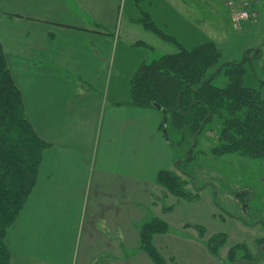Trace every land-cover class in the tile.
<instances>
[{
  "label": "crops",
  "instance_id": "0c3cea01",
  "mask_svg": "<svg viewBox=\"0 0 264 264\" xmlns=\"http://www.w3.org/2000/svg\"><path fill=\"white\" fill-rule=\"evenodd\" d=\"M125 4L0 0L8 67L28 121L49 144L35 186L8 230L9 264H155L140 249L139 227L152 216L170 225L153 237L168 264H223L207 246L219 233L227 237L225 251L255 239V226L221 210L205 186L190 201L157 182L177 155L160 129V111L129 103L130 77L147 58L128 64L117 57L118 49L126 55L137 48L147 56L158 48L178 51L143 26L142 12L176 38L172 31L182 28L194 44L206 42L199 36L206 31L207 0H135L127 11ZM116 59L117 76H128L129 84L119 89L118 80L111 93ZM165 205L171 209L164 211ZM197 226L205 228L203 237Z\"/></svg>",
  "mask_w": 264,
  "mask_h": 264
},
{
  "label": "trees",
  "instance_id": "16d2710c",
  "mask_svg": "<svg viewBox=\"0 0 264 264\" xmlns=\"http://www.w3.org/2000/svg\"><path fill=\"white\" fill-rule=\"evenodd\" d=\"M140 22L163 40L176 44V53H167L151 61L143 60L130 77V104L152 107L160 111L163 130L167 121L176 128L189 129L196 141L207 123L215 117L221 121L218 143L211 153L221 156L239 153L251 158L264 157V80L260 86H246L247 65L255 70V60L262 49L250 48L240 60L219 64L222 56L216 42L208 40L187 48L178 39L158 26L150 14L142 12ZM212 68L215 70L210 71ZM264 70V65H263ZM210 71V72H209ZM223 73L227 83L216 85L214 78ZM48 143L41 139L26 117L21 91L8 67L0 43V264H9L7 243L9 228L15 222L30 196L38 176L43 152ZM193 159L191 150L183 161ZM181 160L177 169H162L157 182L165 192L177 198L194 201L203 186L187 189L194 177ZM171 209L165 205L164 211ZM200 236L205 228L196 227ZM170 230L161 217L152 216L139 227L140 249L155 264H168L153 242V237ZM227 241L224 233L207 240L209 251L216 255ZM264 243V238L260 239ZM244 250L241 258L252 260L245 243L231 247L228 259L234 263L237 251Z\"/></svg>",
  "mask_w": 264,
  "mask_h": 264
},
{
  "label": "rangeland",
  "instance_id": "374dc122",
  "mask_svg": "<svg viewBox=\"0 0 264 264\" xmlns=\"http://www.w3.org/2000/svg\"><path fill=\"white\" fill-rule=\"evenodd\" d=\"M135 0H126L127 8L134 4ZM207 26L206 31L202 30L200 34V42L212 40L216 42L221 49L222 56L220 65L228 61L240 60L243 53L250 48L261 47L262 55L255 60V70L252 66L247 65V74L245 75L244 84L246 86L259 87V79L264 80V0H257L259 17L256 24H250L243 21L240 28L234 27L231 22L230 14L225 5V0H218L215 4L213 1L207 0ZM215 8H212V7ZM177 38L187 48H192L194 39L190 34L181 29H175ZM142 49V47H140ZM158 53L153 51L150 56L144 54L140 49L123 51L118 49L117 57L125 56L126 63H130L131 59L136 57L146 56V61H151L158 58L164 52ZM155 52V53H154ZM144 55V56H143ZM115 60V59H114ZM129 67V66H128ZM128 67L126 75L128 74ZM113 86L114 82L120 80L117 76L118 70L117 59L111 64ZM212 68L210 71L215 70ZM209 71V72H210ZM124 77L121 78V86L119 89H124L128 86L129 80ZM128 80V82H127ZM216 85L223 86L227 83V78L223 73L214 78ZM115 90V89H114ZM125 99V97H123ZM221 128V121L215 117L211 122L207 123L201 134L198 135L196 141H193V136L189 129L176 128L170 121H167L162 132L168 138L173 146V151L177 155L176 160H181V165L186 167L187 171L194 177L187 185V189H195V186H205L207 191L215 196V202L223 211H231L235 215L241 216L243 219L253 224L255 239L248 240V247L252 260L241 258L245 255L244 250H238V259L232 263L228 257V250H224L226 243L219 248L216 255L209 253L218 258L223 264H264V243H260V238H264V157L251 158L239 153H229L221 156H215L211 153V148L215 146L218 141ZM191 150L193 159L190 161H183ZM172 170L177 169L176 161L171 166ZM209 250V249H208ZM226 253V256H224ZM172 263V262H171Z\"/></svg>",
  "mask_w": 264,
  "mask_h": 264
},
{
  "label": "built area",
  "instance_id": "2783aa9c",
  "mask_svg": "<svg viewBox=\"0 0 264 264\" xmlns=\"http://www.w3.org/2000/svg\"><path fill=\"white\" fill-rule=\"evenodd\" d=\"M257 0H225V5L236 28L242 26L243 21L250 24L258 22L259 12L255 6Z\"/></svg>",
  "mask_w": 264,
  "mask_h": 264
}]
</instances>
